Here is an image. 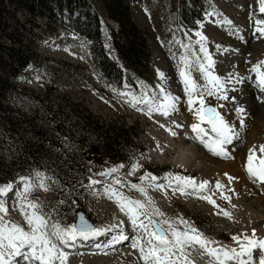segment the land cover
<instances>
[{"label":"rangeland","instance_id":"rangeland-1","mask_svg":"<svg viewBox=\"0 0 264 264\" xmlns=\"http://www.w3.org/2000/svg\"><path fill=\"white\" fill-rule=\"evenodd\" d=\"M233 1L131 0L130 16L138 26L149 49L155 75L129 67L113 52L109 43V31L115 32L116 24L106 17L100 0H86L84 7L74 8L72 13L66 12L63 7L55 18L48 14L34 18L26 11L19 10L16 20L22 26L21 44L33 48L35 55L31 59L32 63L13 80L16 89L3 95L0 93V178H14L1 182L0 186L9 182L15 183L19 177L23 176L16 171L19 166L16 158L19 154L17 139L20 137L23 142L35 141L41 151V167L30 170V174L41 171L57 181L56 184L51 185L50 191L34 192V196L44 205L45 210L53 214L54 220H59L63 224L76 222V212L82 210L94 226H109L110 220L122 213L119 214L120 210L116 203L108 199L100 190V187L104 188L102 184H109L112 178L95 175V172L101 168L104 170L111 168L112 162L115 161V159L101 160L100 153L104 150L102 145L106 141L99 138L97 133L104 132L107 128L127 130L129 133L128 136L125 134L126 137L119 139L120 144L118 148L116 147L118 154L123 157V160L121 159L118 163L125 162L128 167L124 173L114 174L118 175L126 185L140 183L139 176L144 172L157 177H164L166 173L179 174L193 177L198 182L219 181L214 177H206L199 168L192 167L190 171H186L177 167L175 163L182 149L181 138L190 139L193 136L189 131V124L194 123L195 118L186 106V98L177 69V59L173 58L174 54L178 58L183 49L174 41L179 40L183 43H187L188 39L195 41L197 39L195 32H202L203 27L212 18L208 13H214L213 15L219 20L217 22L224 24L223 29L238 35L237 37L226 36L224 40L207 38V47L213 59L219 58L216 63L217 74L227 76L229 73H234L237 77H250L241 83L233 80L228 88L237 84L238 93L243 94L251 102H255L259 93L256 83L253 82L255 74L249 70L258 61L264 60V55L257 56L258 49L252 46L251 39L255 33V19H264V13L259 11L256 0H246L245 6ZM184 7L195 8L197 14H203L198 21L196 31L191 30L180 20L178 14ZM84 10H89L91 14H97L99 17L103 26L101 38L105 50L119 67L130 74L132 89L138 94L141 91V82L155 89V86L161 82L157 75L158 70L163 71V65H168L166 69L169 68L173 80H167L166 87L181 98L177 113L180 117L173 116L165 119L153 116L152 119L158 124H145L142 121L143 116L137 114V110L122 104L120 96L112 90L115 88L121 91L122 85L117 87L103 76L94 61L90 41L72 32L66 34L64 31L68 29L71 20L80 16ZM225 20H230L232 26L223 23ZM48 29L57 35L43 39ZM241 41L242 44L246 43L247 47L240 45ZM3 44L7 47L13 45L7 40H4ZM198 47L193 44L194 50H198ZM234 49H241L238 62L229 63L227 57ZM18 77L24 81H19ZM209 101L212 106L224 105L218 110L231 123L240 138L237 144L234 142L233 145L226 146V150L229 151L228 157L213 155L206 150H200L199 153L204 155L203 160L211 158L210 161L214 163L236 162L243 174L247 150L255 145L259 156L258 147L264 144V117L262 114L257 115V112L262 110L257 107L247 109L250 116L242 117L243 127H241V117L237 115L230 100L217 101L209 98ZM176 121H179L183 127L176 128ZM167 129L177 132L174 140H171L172 137ZM30 135H35V139ZM190 140L194 141V139ZM136 162H139L142 167L134 175H129L131 166ZM87 176L100 180L102 183L88 188L83 182ZM219 182L223 184V181ZM225 188L228 189L226 186ZM214 189L215 186L212 188L215 192L213 198L222 208L232 212V219L222 214L218 215V208L193 195L182 196L166 188L163 191L148 189V195L167 217H183L208 239L220 241L219 244H235L231 239L233 235L241 233L250 235L252 231L245 230V221L236 215L237 207L232 208L233 204L238 203L237 199L233 198L234 194L226 192V195L231 197L230 202H227L220 199L219 192ZM119 190L134 199L143 200L140 193L127 186ZM238 192L247 203L257 207L256 210L264 207L263 203L259 204L256 200L258 191L250 182H241ZM61 201L63 203H60ZM14 208L19 214L16 205ZM20 221L22 223H19H24L22 217ZM129 233L133 234V231ZM101 241L99 242L102 244L103 241ZM119 249L118 252L111 251L108 254L109 257H103L101 260L92 257V254L72 258L70 256L69 264H79L87 259V264H142L137 260L138 256L134 252L129 251L130 254H128L122 251L124 248ZM257 255L259 254L256 253ZM203 262L202 259H197V264H204Z\"/></svg>","mask_w":264,"mask_h":264},{"label":"snow or ice","instance_id":"snow-or-ice-1","mask_svg":"<svg viewBox=\"0 0 264 264\" xmlns=\"http://www.w3.org/2000/svg\"><path fill=\"white\" fill-rule=\"evenodd\" d=\"M259 11L264 13V0H259ZM213 14L208 13L209 16ZM223 23L232 26L230 20ZM255 33L259 34L258 38H264V19H255ZM195 36V41L188 39L187 43L174 41L183 52L178 58L175 54L173 56L177 59L179 79L188 111L195 118V122L190 125L193 133L190 139L198 141L213 155L228 157L226 146L238 138V133L218 110L224 105L212 106L209 98L217 101L229 100L228 85L233 80L241 83L250 77H237L234 73L227 76L218 75L217 62L207 47V37L200 31L195 32ZM193 44L199 46L198 50H194ZM249 71L255 74L256 87L264 93V60L258 61ZM157 75L161 82L155 89L141 82L139 94L117 91L115 88L112 90L130 107L149 117L153 114L169 117L178 111L181 98L166 87L167 77L164 72L158 70ZM127 87L129 86L125 85V88ZM231 99L235 100V97ZM261 99L264 102V98ZM236 113L241 117L243 127L242 117L246 115L245 109L238 106ZM175 127L181 128L183 125L176 124ZM167 130L172 137L177 136L176 131ZM258 151L259 156L255 145L249 149L244 167L250 178L264 185V144L258 147ZM122 167L124 166H119ZM141 167L139 162L134 163L128 174L134 175ZM119 168L112 167L97 175L112 178L105 186L104 193L116 203L120 212L127 216L133 236L125 234L122 222L107 228H98L83 215H78L77 221L71 224L54 220L53 214L45 210L44 205L34 196V192L50 191L51 185L57 181L44 172L36 171L31 176L19 177L18 183L21 187L15 190L16 207L23 224L7 218L9 209L4 197L13 191L14 184L9 182L0 186V264H69L71 255H83L77 250L86 243L91 242L93 248L102 250L111 249L128 240H131L130 247L138 252V261L142 264H197V259H206L207 264H264V237H258L255 228L250 235H233L231 239L235 242V247L220 245L219 242L205 237L183 217H167L148 195V189L163 191L166 187L171 188L173 193L179 191L182 195H196L218 208V215L232 219V212L222 208L213 198L215 192L209 181L198 182L193 177L173 173L157 177L144 172L139 176L140 183L126 185L118 175H114L119 172ZM233 179L228 177L230 182ZM161 180L167 181V184L159 182ZM100 183V180L90 177L86 187L91 188ZM126 186L140 193L143 200L134 199L119 190ZM215 190L219 192L220 199L230 202L231 197L226 195V192H231V189H226L225 185L217 181ZM236 207L232 205L233 209ZM117 228L119 231L112 234L106 243H95L99 237L113 233ZM257 252L258 256L255 255Z\"/></svg>","mask_w":264,"mask_h":264},{"label":"trees","instance_id":"trees-1","mask_svg":"<svg viewBox=\"0 0 264 264\" xmlns=\"http://www.w3.org/2000/svg\"><path fill=\"white\" fill-rule=\"evenodd\" d=\"M100 2L106 17L118 25L116 32L109 31V43L113 52L129 67L155 75L156 72L151 62L149 49L138 26L130 16L131 0H100ZM85 3L86 0H0V93L2 95L16 89L13 80L32 63L31 59L35 55L33 48L21 44L22 26L16 20L17 12L24 10L34 18L42 17L45 14L55 18L63 7L66 12L72 13L74 8L84 7ZM178 15L184 24L188 25L191 30L196 31L198 21L203 14H197L195 8L184 7L181 8ZM189 15H192V17H188ZM67 28L64 30L66 33L71 31L91 41L90 47L94 54V61L109 83L115 86L122 83H132L130 74L119 67L105 50L101 38L103 26L97 14H91L89 10H84L80 16L71 20ZM45 33L43 39H49L57 35L50 29L46 30ZM4 40L13 45L10 47L5 46L3 44ZM97 134L99 138L106 141L102 145L104 150L100 153L102 161L105 158L111 161L123 158L116 151V147L118 148L121 137H126L125 134L129 135L127 130L114 128L109 130L107 128L104 132L98 131ZM30 136L34 139L36 137L35 135ZM17 140L19 154L16 158L19 166L16 171L22 175H30V170L41 167L40 148H38L35 141L23 142L20 137ZM89 178L90 176H87L83 180L86 185ZM13 179L1 177L0 183Z\"/></svg>","mask_w":264,"mask_h":264},{"label":"bare ground","instance_id":"bare-ground-1","mask_svg":"<svg viewBox=\"0 0 264 264\" xmlns=\"http://www.w3.org/2000/svg\"><path fill=\"white\" fill-rule=\"evenodd\" d=\"M245 1L246 0H234L233 2L238 4V5L245 6L246 5ZM256 1H257L258 6H259V0H256ZM260 15H261V13H260ZM211 16H212L211 20H208L207 24L203 27V30L201 32L207 38L214 37L217 40H222L223 38H226V36H232V37H237L238 36L234 32L226 31L225 29H223L222 26L224 24L217 22V21H219L217 19V16H215V15H211ZM116 27H117V25H116ZM245 36L248 38V36L246 34H245ZM257 36L259 37V34L258 33H254V36H252L253 39H251V41L253 42L252 46H255L256 50L258 49V52H257L258 55L257 56L260 57L261 55H264V43H263L264 42V38H258ZM241 37H243V36H241ZM229 44H230V42H229ZM240 45H243V47H247V44L246 43L242 44V41H241ZM234 50H231L230 51V55L227 57V59L230 61L229 63L236 62L238 60V58H239L238 54H239V51L241 49H238V50H235V51ZM218 59L219 58L215 59L216 62L218 61ZM167 66H166V64L163 65V67H162L163 71L162 72L165 73L168 81H172L173 80V76H172L170 70H168L169 68L166 69ZM253 82L255 83V77L253 78ZM232 89H235V90L233 91ZM256 89L258 90L259 96L255 100V102H251L243 94L240 95L238 93L237 84H233L232 87L229 88V91H231V93L228 91L227 94L230 93L229 94L230 95L229 96L230 97L229 100L232 102V104H233L235 109L238 106L239 107H243L245 109V112H246L247 109H249V108L257 107L260 110H262V111H260L261 113L257 112V115L262 114L263 117H264V114H263L264 113V102H262V99H261V98H264V93H262L259 88H256ZM231 97H235V100L231 99ZM178 112L179 111H177L176 113L172 114L171 116L178 117L180 115V114L179 115L177 114ZM153 115H159V114H153ZM159 116H162V115H159ZM244 116L245 117H249L250 116L248 111L246 112V115H244ZM176 123L180 124L179 121H176ZM190 125L191 124H189V131L191 132ZM205 127H207V126L205 125ZM239 138H240V136L238 135V138L234 139L233 143L230 144V145H233L234 142H235V144H237L238 141H239ZM180 145L182 146V149H181V153H180L179 157L175 161L176 166L181 168V169H183V170H186V171H188V170L190 171L192 169V167H196V168H199L201 171H203V174H205L206 177H209V178L210 177H214L215 179H219V181H223V185H225L228 189L232 190L231 191L232 195L234 194L233 198L237 199L238 203L236 204V206H237L236 210H237L238 214L236 213V215H239L238 218L243 220V221H245V230L247 229V231H252V229L255 228L257 236L258 237H264V207H260L259 209L256 210L257 207L255 208L250 203H247L245 198L243 196H241L239 194V192H238V187H239V184L241 182H243V181L246 182V183L250 182V184H252L254 187L257 188L258 193L256 192V194H257V199L256 200L259 202V204L263 203V205H264V185L254 181V179L250 178L246 174V171H244V173L242 174L241 170H240L238 164H236V162H232V163H221V162L220 163H214L213 161H210L211 158L209 160H203L204 159L203 158L204 155L202 153H199V152H200V150H206V151H208V150L206 148H204L203 145L200 144L196 140L191 141L188 138H181ZM247 151L249 152V150H247ZM227 152H228V155H229V151H227ZM186 157H188V158H186ZM206 158H207V156H206ZM229 176L234 178L231 182L228 180ZM210 182H211L210 183L211 184L210 187L213 188V186H215V183L212 182V180ZM163 183L167 184V181H164ZM6 184H8V183H6ZM13 184H14L13 191L11 193H9L6 197H4V199L6 200V205H7L8 209H9L7 218L14 219L15 221H17L19 223V222H21L20 221L21 215H20V213L18 214V211L14 208V206L16 205L15 190L17 188L21 187V186L19 185L18 181H16ZM166 189L168 191H170V192H173L171 188H167L166 187ZM100 190L104 193V188L101 187ZM188 191L190 192L191 190H188ZM175 194L182 195L179 191L175 192ZM206 194H210V193H206ZM187 195H189V194H187ZM187 195H182V196H187ZM193 196H196V195H193ZM121 213L122 212H119V214H121ZM111 221H112V223H110L109 226L110 225H115V224H120L122 222L125 234L128 235V236H131V235L134 234V233L133 234L129 233L130 231H132L131 230L132 226H131L130 222L128 221L127 216L124 213H122L119 216L114 217L113 220L111 219ZM118 231H119V228L114 229L113 233L118 232ZM111 234L112 233H109L108 235H111ZM102 238H103V236L99 237L95 241V243H98L99 240H101ZM90 244H92V243L91 242L86 243L85 245L80 247L77 251L79 253H83L84 255L85 254H92V257H96L99 260H101V258H103V257H107L108 254L111 253V251L112 252H118V250H120L119 248H124V249H122V251H126V253L128 252V254H130V252L132 251L138 256V252L130 247L131 242H129V240L128 241H124V242H122L120 244H117L111 249H102V250H96L93 247L89 248L88 246H90ZM220 245H225V244H220ZM226 246L235 247V244L226 245ZM105 251H107V254H104ZM257 254H259V253L257 252ZM73 256H79V254H73V255H71L70 258H72ZM98 256H101V257H98ZM87 261H88V259L85 260L84 262H82V264H87ZM202 261H204L203 262L204 264H207V260L206 259H202Z\"/></svg>","mask_w":264,"mask_h":264},{"label":"water","instance_id":"water-1","mask_svg":"<svg viewBox=\"0 0 264 264\" xmlns=\"http://www.w3.org/2000/svg\"><path fill=\"white\" fill-rule=\"evenodd\" d=\"M78 215H83V216H85V213H84V211H82V210H79V211H77L76 212V221H77V219H78ZM89 222H90V220H88ZM91 223V222H90ZM79 264H82V263H79Z\"/></svg>","mask_w":264,"mask_h":264}]
</instances>
